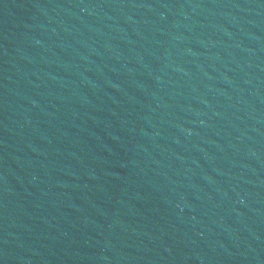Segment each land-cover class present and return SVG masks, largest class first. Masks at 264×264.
Listing matches in <instances>:
<instances>
[{
	"label": "water",
	"instance_id": "95a60500",
	"mask_svg": "<svg viewBox=\"0 0 264 264\" xmlns=\"http://www.w3.org/2000/svg\"><path fill=\"white\" fill-rule=\"evenodd\" d=\"M0 264H264L258 0H0Z\"/></svg>",
	"mask_w": 264,
	"mask_h": 264
}]
</instances>
